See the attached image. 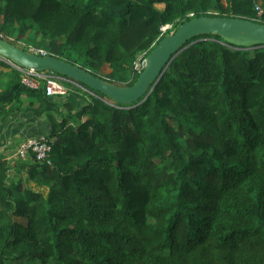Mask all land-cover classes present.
<instances>
[{
	"label": "trees",
	"instance_id": "1",
	"mask_svg": "<svg viewBox=\"0 0 264 264\" xmlns=\"http://www.w3.org/2000/svg\"><path fill=\"white\" fill-rule=\"evenodd\" d=\"M204 15L264 24V0H0V36L130 86L161 26ZM186 45L132 104L29 90L0 57V125L51 144L0 155V264H264V45Z\"/></svg>",
	"mask_w": 264,
	"mask_h": 264
},
{
	"label": "water",
	"instance_id": "2",
	"mask_svg": "<svg viewBox=\"0 0 264 264\" xmlns=\"http://www.w3.org/2000/svg\"><path fill=\"white\" fill-rule=\"evenodd\" d=\"M213 34L235 47L252 48L264 45V24L240 18L200 16L185 21L167 33L149 52L135 82L120 86L96 76L86 69L51 55H38L0 37V57L11 65L37 72H52L81 86L96 90L118 104L144 100L171 61L200 35Z\"/></svg>",
	"mask_w": 264,
	"mask_h": 264
},
{
	"label": "built area",
	"instance_id": "3",
	"mask_svg": "<svg viewBox=\"0 0 264 264\" xmlns=\"http://www.w3.org/2000/svg\"><path fill=\"white\" fill-rule=\"evenodd\" d=\"M255 9L257 11V14L261 16L262 9L260 8V6L256 5ZM170 28H171V25L161 26L160 27L161 35L167 34ZM28 50L38 55H46L44 51L33 48V47H29ZM144 60L145 59L140 58L139 61L135 65L136 69H138L139 71L144 66ZM4 61L7 62V60H4ZM11 66L21 72L20 83L26 88H28L29 90H37L40 87V80L45 79L46 80V85H45L46 95H58V94L64 93V87L58 81L57 76L54 75L53 73L37 72L32 69H21L14 65H11ZM50 151H51V144L47 141L45 136L44 137L43 136L42 137H30L27 140L22 141L18 145L16 152H15V157L20 160L21 159L25 160L28 157L29 153H33L38 161H43L50 165L51 163L48 159Z\"/></svg>",
	"mask_w": 264,
	"mask_h": 264
},
{
	"label": "rangeland",
	"instance_id": "4",
	"mask_svg": "<svg viewBox=\"0 0 264 264\" xmlns=\"http://www.w3.org/2000/svg\"><path fill=\"white\" fill-rule=\"evenodd\" d=\"M159 8H162V6H158ZM19 45H23L22 42L18 43ZM18 45V46H19ZM1 69V67H0ZM5 70V69H2ZM8 73V70H5ZM109 72V69L104 68L101 72L100 75L102 77H106L107 73ZM54 75L57 76L58 81L62 84L64 87V94H67V92H70V90H73L75 86L82 87L76 82H73L63 76H60L58 74ZM64 83H71L73 84L74 87H65ZM82 89L86 90V88L82 87ZM31 118L34 117H20L17 116L16 118L13 119L11 125L7 126L6 130L4 133H0V153L4 152V148L8 147V149L13 150V152H16V149L18 145L22 142L27 140L30 137H44V132H43V127L40 124V120L34 118L32 121ZM15 126V127H14ZM5 154V152L3 153ZM17 159L15 157V154L11 160ZM46 192L47 190L44 189ZM20 222L25 223L24 220L18 219ZM8 264H15L14 262L8 263Z\"/></svg>",
	"mask_w": 264,
	"mask_h": 264
},
{
	"label": "crops",
	"instance_id": "5",
	"mask_svg": "<svg viewBox=\"0 0 264 264\" xmlns=\"http://www.w3.org/2000/svg\"><path fill=\"white\" fill-rule=\"evenodd\" d=\"M17 116L24 117L23 115H16L15 117L11 118L8 122L0 125V133H4L6 128H7V126L11 125L13 119L16 118ZM31 120L33 121L34 118H31ZM4 152H5V154H3ZM4 152L0 153V155H5L9 160H11V158H13V156L15 154L13 152V150H11V149L9 150L8 147L4 148Z\"/></svg>",
	"mask_w": 264,
	"mask_h": 264
},
{
	"label": "clouds",
	"instance_id": "6",
	"mask_svg": "<svg viewBox=\"0 0 264 264\" xmlns=\"http://www.w3.org/2000/svg\"><path fill=\"white\" fill-rule=\"evenodd\" d=\"M46 73H52V72H46ZM54 74V73H53Z\"/></svg>",
	"mask_w": 264,
	"mask_h": 264
}]
</instances>
